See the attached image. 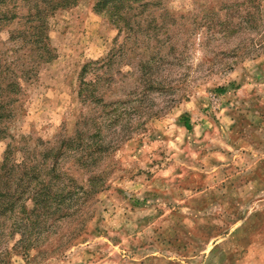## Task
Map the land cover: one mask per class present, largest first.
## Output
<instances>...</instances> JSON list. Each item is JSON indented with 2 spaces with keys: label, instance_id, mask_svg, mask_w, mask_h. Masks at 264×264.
<instances>
[{
  "label": "rangeland",
  "instance_id": "rangeland-1",
  "mask_svg": "<svg viewBox=\"0 0 264 264\" xmlns=\"http://www.w3.org/2000/svg\"><path fill=\"white\" fill-rule=\"evenodd\" d=\"M0 1V264H264V0Z\"/></svg>",
  "mask_w": 264,
  "mask_h": 264
},
{
  "label": "trees",
  "instance_id": "trees-1",
  "mask_svg": "<svg viewBox=\"0 0 264 264\" xmlns=\"http://www.w3.org/2000/svg\"><path fill=\"white\" fill-rule=\"evenodd\" d=\"M105 0H100L99 1V5L101 3H104ZM123 0H119L118 2H121ZM254 1H260V0H254ZM1 2V1H0ZM77 2V0H49V1H39L37 2L35 8L32 7L30 9V14H29V18L30 19H39L40 21H38L37 23H33V25L37 28L38 34L35 35V33H30L31 36L34 38L32 40L33 44H31V46L36 50V58H38V60H43V59H49L52 55L51 53V48L47 45V37L45 36V21L44 18L45 16H47L49 14L50 11L54 10L57 7H67L70 5H73ZM260 6H264L262 5V3H258V7ZM34 9V11H33ZM31 25V26H33ZM30 26V27H31ZM10 83V82H9ZM188 126V125H187ZM77 193V191L75 192ZM40 197H44L43 199L40 200ZM39 199V200H37ZM53 199V196L51 195L50 192H45L44 194L38 195V197H36V203L38 202H49ZM50 204V203H49Z\"/></svg>",
  "mask_w": 264,
  "mask_h": 264
}]
</instances>
